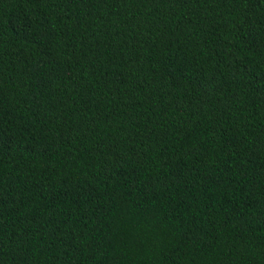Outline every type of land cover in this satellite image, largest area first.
Wrapping results in <instances>:
<instances>
[{"label":"trees","instance_id":"trees-1","mask_svg":"<svg viewBox=\"0 0 264 264\" xmlns=\"http://www.w3.org/2000/svg\"><path fill=\"white\" fill-rule=\"evenodd\" d=\"M0 264H264V0H0Z\"/></svg>","mask_w":264,"mask_h":264}]
</instances>
